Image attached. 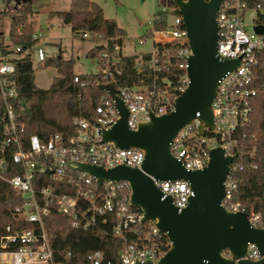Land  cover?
<instances>
[{"label":"built area","instance_id":"2783aa9c","mask_svg":"<svg viewBox=\"0 0 264 264\" xmlns=\"http://www.w3.org/2000/svg\"><path fill=\"white\" fill-rule=\"evenodd\" d=\"M176 7H162V12H172L175 17L166 18V27L155 28V21L161 17L158 11L151 22L150 38L153 48L150 51L149 64L155 74L170 70L172 61L170 51L175 50L177 65L182 69L180 82L174 90L167 78L162 84L154 83L153 88L118 85L116 75L121 70H112L125 53L126 45L115 44L109 49V41L99 43L104 48L98 59L102 62L101 73L106 77L104 83L116 81V92L130 111L128 126L137 129L140 121L148 120L149 113L156 115L169 113L175 108L176 98L188 87L189 57L192 51L188 45L187 32L180 13H174ZM258 8H249L248 0H224L219 8L218 54L229 59H240V64L228 72L218 84L217 96L212 109L215 128L205 127L201 135V122L196 119L176 135L172 143L173 155L181 161L187 170L203 169L210 161L213 148L221 147L226 156H233L231 171L225 180V196L222 204L231 211H245L253 225L264 228L262 215L255 210L247 211L236 199L239 189L237 173L248 167L244 153L246 133L243 129L249 124L253 113V101L257 95L254 87V70L263 64L264 34H250L245 29L246 13ZM256 19V18H255ZM263 24L255 21L254 25ZM253 25V27H254ZM102 38L99 33H85L84 37ZM36 42L32 47L34 60H45L47 54L43 46ZM145 38L139 40L144 44ZM16 52L20 47L15 48ZM12 56L0 48V89L5 103L6 116L4 128L0 134V179L6 181L15 190L22 201L13 210L17 225L8 224L5 233L0 236V264H59L55 260L45 219L54 209L68 216L75 228L88 229L102 227L112 223L114 235L123 238L127 244L120 252V262H103L100 250L87 255L86 264H136L137 261H152L158 264L164 255L161 250L162 233L155 224L134 241L128 233L142 222L143 213L131 205V187L126 181H101L86 172L70 167V161L102 166L105 169L117 165L141 168L145 161V152L137 147L121 148L110 142L102 141L105 129L112 127L120 117L115 100L104 91V95L94 107L92 119L75 118L76 130L70 136L53 133L43 141L36 133L27 135L26 125L17 119L14 101L19 91L10 75L16 72ZM141 62L137 61L139 66ZM74 81L81 83L77 74ZM140 115H143L141 117ZM199 116V113H198ZM254 157V149L249 151ZM251 165H254L251 163ZM13 172L12 175L10 173ZM155 185L165 196H171L179 210L185 208L192 194L189 182L185 180H160L154 178ZM114 217L115 222H112ZM30 222L34 227L22 228L20 222ZM247 257L260 260L262 254L254 245H249Z\"/></svg>","mask_w":264,"mask_h":264},{"label":"water","instance_id":"95a60500","mask_svg":"<svg viewBox=\"0 0 264 264\" xmlns=\"http://www.w3.org/2000/svg\"><path fill=\"white\" fill-rule=\"evenodd\" d=\"M224 0H173L187 32L189 57L188 87L176 98L169 113H149L137 129L128 126L130 111L116 92V81L99 82L115 100L120 117L102 134L103 142L121 148L137 147L145 152L141 168L117 165L102 166L70 161V167L86 172L101 181H126L131 187V205L143 213L142 223L151 222L164 233L170 246L158 264H264V228L252 224L249 213L231 212L222 204L225 180L231 171L233 156L221 147L213 148L210 161L203 169L187 170L172 153L176 135L198 119L199 131L215 128L212 104L219 81L240 64L218 54V11ZM264 34V24L253 27ZM199 113V116H198ZM155 179L185 180L192 194L188 205L179 210L171 196L157 188ZM262 254L260 260L247 257L249 245ZM136 264H153L148 260Z\"/></svg>","mask_w":264,"mask_h":264},{"label":"trees","instance_id":"16d2710c","mask_svg":"<svg viewBox=\"0 0 264 264\" xmlns=\"http://www.w3.org/2000/svg\"><path fill=\"white\" fill-rule=\"evenodd\" d=\"M249 8H258L257 23L264 24V0H248ZM173 4V1H172ZM173 7H176L174 4ZM174 13H179L175 8ZM160 19L155 21V28L166 27V18L169 12L158 11ZM10 17L9 42L4 40V33L0 34V48L5 54L11 55V61L16 65V72L10 75V79L17 86L18 98L14 101L17 119L24 123L27 135L36 133L43 141L51 134L61 133L64 136L74 134L76 126L75 118L92 119L94 107L105 94L98 88V83L106 81L101 72L75 73V59L60 57H48L39 64L43 67H54L59 76L53 79L48 89L40 88L35 83L34 55L32 47L35 45L33 36L35 15L31 3L24 7L8 12ZM50 16L58 17L64 24H69L76 37L88 40L85 33H99L103 40L109 41V49L115 44L126 45V31L120 27L116 20L105 16L103 9L94 11H55ZM150 31L148 32V37ZM91 39H97L93 36ZM21 50L16 52L15 48ZM104 45L97 43L88 52L87 56L97 57ZM120 60L111 69L121 70L116 75L118 85L134 87L139 86L151 89L154 83L162 84V79L167 78L171 90L179 85L182 69L177 65L178 59L175 50L170 51L172 67L170 70L155 74L149 64L151 53L126 54L121 52ZM263 64L254 70V87L257 95L253 101V113L249 124L243 129L246 133L244 140V153L247 157L248 167L237 173L239 189L236 199L240 201L247 211L255 210L264 219V52L261 54ZM141 62L139 66L137 61ZM79 75L85 86L75 82V75ZM6 109L0 89V134L5 124ZM254 149V157L249 151ZM253 163L254 165H251ZM13 172L10 173L12 175ZM9 183L0 179V236L5 233L8 224L17 225L13 213L14 207L22 200ZM136 210H139L135 208ZM112 222H115L114 217ZM47 232L55 254V260L59 264H86L87 255L100 250L104 257L103 262H120V252L127 242L112 232V223L102 227L88 229L75 228L71 225L68 216L58 209L45 219ZM150 223L138 222L134 230L128 233L130 241H134L138 235L144 234L150 227ZM22 228L34 227L33 223L20 222ZM170 241L165 234L161 235V250L166 252Z\"/></svg>","mask_w":264,"mask_h":264},{"label":"rangeland","instance_id":"374dc122","mask_svg":"<svg viewBox=\"0 0 264 264\" xmlns=\"http://www.w3.org/2000/svg\"><path fill=\"white\" fill-rule=\"evenodd\" d=\"M173 0H0V34L4 33V40L9 42L10 17L8 12L16 11L31 3L35 10L33 16L34 31L38 35L37 44L44 47L48 57L75 59V73H97L101 71L102 62L98 57L87 56V52L101 38L88 40L76 37L69 24H64L58 17L50 16L55 11H94L103 9L109 19L117 21L126 31V54H141L150 52L153 48L150 38L146 37L151 30L154 14L162 7H172ZM169 13V19L175 15ZM256 11L246 13L245 29L252 34ZM145 38L144 44L139 40ZM35 83L38 87L48 89L53 79L59 76L54 67H43L34 60ZM143 117V115H140Z\"/></svg>","mask_w":264,"mask_h":264},{"label":"crops","instance_id":"0c3cea01","mask_svg":"<svg viewBox=\"0 0 264 264\" xmlns=\"http://www.w3.org/2000/svg\"><path fill=\"white\" fill-rule=\"evenodd\" d=\"M119 25V24H118Z\"/></svg>","mask_w":264,"mask_h":264}]
</instances>
